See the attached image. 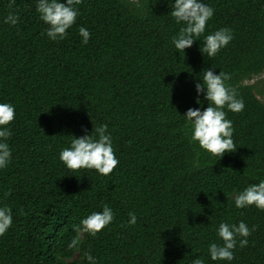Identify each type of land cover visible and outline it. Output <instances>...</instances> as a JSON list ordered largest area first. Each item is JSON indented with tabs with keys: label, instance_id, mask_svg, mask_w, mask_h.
I'll use <instances>...</instances> for the list:
<instances>
[{
	"label": "trees",
	"instance_id": "16d2710c",
	"mask_svg": "<svg viewBox=\"0 0 264 264\" xmlns=\"http://www.w3.org/2000/svg\"><path fill=\"white\" fill-rule=\"evenodd\" d=\"M214 9L205 32L183 51L172 0H81L63 39L51 40L35 0H0V102L14 105L0 168V204L13 222L0 235V264H264V210L238 208L234 196L264 179V0H204ZM18 13L15 25L4 22ZM90 32L81 43L79 26ZM229 27L233 38L213 57L203 36ZM229 73L244 101L232 121V151L216 157L190 140L183 113L207 101L194 82L205 68ZM254 76L252 83L246 81ZM107 124L118 164L108 174L68 169L61 148ZM108 204L113 220L95 236L73 226ZM129 212L136 215L128 225ZM254 230L231 261L211 260L220 221ZM79 235L78 247L69 248ZM240 237H237L239 240Z\"/></svg>",
	"mask_w": 264,
	"mask_h": 264
},
{
	"label": "clouds",
	"instance_id": "9594fccd",
	"mask_svg": "<svg viewBox=\"0 0 264 264\" xmlns=\"http://www.w3.org/2000/svg\"><path fill=\"white\" fill-rule=\"evenodd\" d=\"M81 0H35L36 11L40 19L48 25L45 30L46 36L51 40L63 39L75 22L79 14L76 7ZM14 0H9V7ZM214 9L204 0H172L171 15L182 26L176 36L172 38L175 50L183 51L190 47L195 37H200L205 32L207 21L213 16ZM4 22L15 25L18 22V13L9 11L4 17ZM78 34L81 43L86 44L90 32L84 26H79ZM233 38L229 27H220L203 36L200 52L213 57L226 46ZM214 66L205 68L202 78L194 82L197 93L196 103L200 104L199 95L202 93L207 101V106L189 107L183 113L185 121L190 125V140L195 141L199 147L210 154L220 157L223 153L236 148L233 141L232 121L226 118V111L239 112L244 108V101L236 95L233 87L226 81L230 74L219 70L213 71ZM15 109L10 102H0V168H4L11 160V147L8 138L11 129L7 127L14 119ZM107 124L101 123L94 130L75 137L69 141L68 146L59 151V159L68 169H95L98 173L108 175L118 164V158L113 150V140L107 131ZM234 204L238 208L254 205L264 210V179L257 183L249 184L234 196ZM114 218V212L108 204H103L100 211H92L83 217L78 226L73 230L79 233H87L95 236L96 233L108 225ZM136 215L129 212L125 222L128 225L135 224ZM13 222L12 208L4 203L0 204V235H3ZM243 221L228 223L220 221L216 227L217 236L222 243L212 241L208 244V255L211 260L231 261L233 249L243 247L248 243L247 237L254 230ZM237 237H240L237 240ZM79 235L69 243V248L78 247ZM82 259L88 264H96V257L89 251L82 253ZM189 264H205L201 258L191 259Z\"/></svg>",
	"mask_w": 264,
	"mask_h": 264
},
{
	"label": "rangeland",
	"instance_id": "374dc122",
	"mask_svg": "<svg viewBox=\"0 0 264 264\" xmlns=\"http://www.w3.org/2000/svg\"><path fill=\"white\" fill-rule=\"evenodd\" d=\"M258 78H259L258 76H254V77H252L251 79L247 80L246 82H247V83H252V82H254L255 80H257ZM257 96H258V98H259L261 101L264 102V92L261 93V94H257Z\"/></svg>",
	"mask_w": 264,
	"mask_h": 264
}]
</instances>
